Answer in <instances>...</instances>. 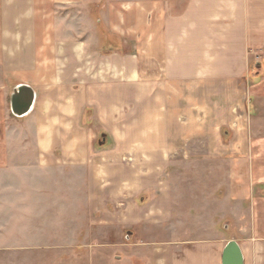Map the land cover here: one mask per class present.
<instances>
[{"label": "crops", "instance_id": "0c3cea01", "mask_svg": "<svg viewBox=\"0 0 264 264\" xmlns=\"http://www.w3.org/2000/svg\"><path fill=\"white\" fill-rule=\"evenodd\" d=\"M55 1L80 2L0 0V45L8 44L6 48L12 49L17 44L16 34L25 31L29 35L24 42L29 56L22 59V78L10 92L9 108L17 85H29L35 92L30 112L22 117L12 115L14 121L6 119V99L0 94V110L4 112L0 116V171L17 157L19 162L23 158L25 161L37 160L39 148L49 144L50 140L62 143L59 139L55 141L51 133L55 128V114L61 119L62 129L69 128L70 109L75 110L81 104L84 108L93 107V117L97 116V120L102 121L106 115L112 121L115 113L112 103L118 97L119 84H126L124 88L132 87L139 80L142 113L147 114L143 120H150L152 127L147 132L144 128L135 139L146 146L167 145L164 137L166 115L175 112L166 110L163 99H167V93H161V90L174 89L176 83H204L205 87L213 82L228 83L245 70L248 49L264 46V0H134L124 10L117 0L113 4L109 0L107 10L100 12L102 29L96 30L93 38L87 40L84 37L85 20L83 26L82 23L78 25L76 34L75 31L70 33L71 38L61 39V46L55 39L38 38V29L43 32L49 27L34 25L35 18L43 17L36 8L38 4ZM81 16L78 14L77 18ZM82 17L87 18L84 10ZM119 39L124 43L119 45L125 46L123 51L127 50V45H132L134 52H128L124 57L110 53L118 48ZM92 48L94 52L86 57V51ZM58 50L63 54L59 56ZM1 52L0 56L3 55ZM119 66L124 72L123 78H119ZM14 68L16 72L17 67ZM2 86L0 84V93ZM8 124H12L14 130L7 139ZM33 129L36 139L29 145H34L37 152L23 153L22 136L17 140L21 135L18 131ZM68 137L66 134L65 140ZM126 138L121 142L124 145L135 140L133 136ZM258 142L253 156L247 157L249 162H254L253 166L237 171V185L226 182L221 187H209L199 200L187 198L181 187H170L169 190H173L170 195V191L159 184L158 169L151 171L149 167L151 162L165 161L161 148L152 159L143 160L138 175L132 170L129 182L132 191L127 194L148 189L153 190L149 195L153 198L142 203L141 223L132 221L133 227L141 225L143 232L147 229L148 236L138 235L136 230L126 236L128 239L138 235L143 242L140 253L128 255L129 264H134V259L139 257H151L157 264H221L223 249L230 240L238 243L243 264H264V152L258 148L264 143ZM72 144L73 148L78 145L81 149L79 138ZM25 145L29 146L28 143ZM78 149L76 152H83ZM114 158L117 160L118 156ZM73 159L84 161V155ZM245 162L246 158L242 164ZM112 200L119 202V197ZM88 204L87 209H97L94 202L88 200ZM138 208L129 203L125 205L127 211ZM126 223H129L128 219ZM153 232L155 236H152Z\"/></svg>", "mask_w": 264, "mask_h": 264}, {"label": "rangeland", "instance_id": "374dc122", "mask_svg": "<svg viewBox=\"0 0 264 264\" xmlns=\"http://www.w3.org/2000/svg\"><path fill=\"white\" fill-rule=\"evenodd\" d=\"M117 1L122 10L134 2ZM109 5V0H80L79 4L40 2L36 8L43 17L35 18L34 25L49 28H43V32L38 29L37 37L55 39L61 46V39L71 38L70 33L76 34L78 25L83 26L86 20L84 37L93 38L94 32L102 29L100 12ZM83 10L87 18L82 17ZM78 14L82 16L77 18ZM28 36L25 31L16 34L17 44L12 49L6 48L8 44L0 45L3 54L0 56V84L3 85L0 94L6 99L7 120L14 121L9 95L22 78L24 68L20 65L29 56L24 49ZM122 43L119 39L118 48L110 53L124 57L134 52L132 45H127V52L123 51L125 46H119ZM90 52L94 49L87 50L86 57ZM248 52L245 70L235 80L213 82L207 87L204 83H176L174 89L161 90L167 93V99H163L166 110L175 112L166 115L164 137L169 144L162 147L142 145L135 139L144 128L147 132L152 127L150 120H143L147 114L142 113L141 80L132 87L119 84L118 97L112 103L115 112L112 121L106 115L102 121L97 120V116L93 117V107L84 108L81 104L75 110L70 109L69 128L62 129L61 119L55 114V128L51 133L55 141L59 139L62 143L50 140L37 152L34 145H29L36 139L35 129L19 130L21 135L17 140L21 139L23 153L36 150L38 155L35 161L12 159L0 171V264H129L128 255L140 253L143 248L142 237L137 236L148 232L147 229L143 232L141 225L133 227L132 221L141 223L142 203L149 201L153 193L144 189L127 194L132 191L131 172L134 170V175H138L143 160L152 159L159 148L164 152L165 161L151 162L149 169H158L159 184L170 195L173 192L170 187H181L187 198L199 200L209 187H221L226 182L237 185V171L253 166L254 162H249L247 157L253 156L255 143L259 140L264 143V46ZM57 54L60 56L63 51L58 50ZM120 69L119 66V78L124 73ZM56 107L55 104V112ZM11 130L14 126L8 124L7 139ZM131 136L135 139L130 141L132 144L121 143ZM78 138L81 149L78 145L73 148L72 143L78 142ZM66 142L70 145L65 146ZM258 148L264 152V145ZM77 149L83 151L84 161L73 159L82 154ZM244 158L246 162L242 164ZM113 197H119V202L112 200ZM88 200L97 209H87ZM126 203L139 208L127 211ZM134 230L138 235L127 239L128 233ZM134 260V264H157L151 257Z\"/></svg>", "mask_w": 264, "mask_h": 264}, {"label": "water", "instance_id": "95a60500", "mask_svg": "<svg viewBox=\"0 0 264 264\" xmlns=\"http://www.w3.org/2000/svg\"><path fill=\"white\" fill-rule=\"evenodd\" d=\"M34 100L35 92L29 85H17L10 98L11 112L17 117L26 115L30 112ZM221 264H243V256L235 240H230L225 245L221 256Z\"/></svg>", "mask_w": 264, "mask_h": 264}]
</instances>
